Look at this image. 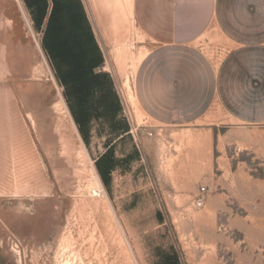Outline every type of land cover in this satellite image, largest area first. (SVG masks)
<instances>
[{"label": "rangeland", "instance_id": "rangeland-1", "mask_svg": "<svg viewBox=\"0 0 264 264\" xmlns=\"http://www.w3.org/2000/svg\"><path fill=\"white\" fill-rule=\"evenodd\" d=\"M148 47L132 0H0V264H264V168L238 141L255 136H214L232 165L198 170L193 194L148 187L146 145L167 166L191 148L139 110ZM207 174L220 199L198 208Z\"/></svg>", "mask_w": 264, "mask_h": 264}, {"label": "crops", "instance_id": "crops-1", "mask_svg": "<svg viewBox=\"0 0 264 264\" xmlns=\"http://www.w3.org/2000/svg\"><path fill=\"white\" fill-rule=\"evenodd\" d=\"M132 8L137 27L150 42L134 81L139 110L152 136L163 132L191 139L187 158L174 155L169 166L161 146L143 148L142 162L154 178L148 187L155 184L167 201L193 194L198 170L232 165L230 152L236 145L230 142H236L231 137L237 132L255 136L238 141L264 168V0H132ZM221 125L228 129L222 132ZM214 136L230 140H224L226 150L218 157ZM119 149L121 144L115 150L122 158ZM132 151L134 163L140 162ZM207 180L204 201L213 205L220 195H207L214 178L207 174ZM228 193L224 186V197Z\"/></svg>", "mask_w": 264, "mask_h": 264}, {"label": "built area", "instance_id": "built-area-1", "mask_svg": "<svg viewBox=\"0 0 264 264\" xmlns=\"http://www.w3.org/2000/svg\"><path fill=\"white\" fill-rule=\"evenodd\" d=\"M103 194H104L103 190H100V189H94L92 191V196L95 198H100ZM205 195H206V188H202L201 195L195 202L196 207L201 208L204 206Z\"/></svg>", "mask_w": 264, "mask_h": 264}]
</instances>
